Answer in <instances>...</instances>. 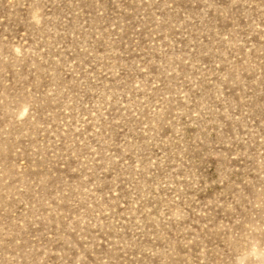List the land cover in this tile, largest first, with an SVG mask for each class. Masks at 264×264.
I'll return each instance as SVG.
<instances>
[{
    "label": "rangeland",
    "instance_id": "obj_1",
    "mask_svg": "<svg viewBox=\"0 0 264 264\" xmlns=\"http://www.w3.org/2000/svg\"><path fill=\"white\" fill-rule=\"evenodd\" d=\"M0 264H264V0H0Z\"/></svg>",
    "mask_w": 264,
    "mask_h": 264
}]
</instances>
